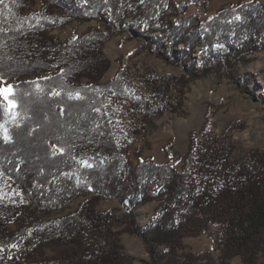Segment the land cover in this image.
Returning <instances> with one entry per match:
<instances>
[{"label":"trees","instance_id":"1","mask_svg":"<svg viewBox=\"0 0 264 264\" xmlns=\"http://www.w3.org/2000/svg\"><path fill=\"white\" fill-rule=\"evenodd\" d=\"M40 1L38 10L35 0L0 2V29L5 30L0 31V58L12 57L0 59V72L17 85L20 101L15 120L0 109V264L33 258L49 242H75L83 255L102 249L101 234L114 216L98 205L112 199L126 211L129 232L154 258L179 234V224L195 202L211 205L218 190L234 183L246 185L248 199L224 224L227 243L263 248L264 153L254 150L233 158V133L241 124L220 131L213 119L215 106L209 104L184 157L170 146L172 161L160 165L151 159L134 162L130 153L155 131L162 116L187 115L184 101L194 81L214 75L237 82L239 67L264 51V7L256 2L226 5L201 22L195 15L184 16L186 4L175 0H76L79 6L75 0ZM193 2L200 15L206 14L209 0ZM92 20L105 30L90 28L65 41L49 33ZM125 31L143 42L146 55L181 73L159 75L134 61L136 52L120 56L116 74L104 82L111 62L103 47ZM45 76L53 79H40L39 90L26 83ZM251 78L241 75L239 88L252 83ZM53 91L60 95H50ZM77 91L83 99H69L68 93ZM179 162L180 171L174 167ZM78 199L77 209L66 212ZM152 202L157 203L153 219L141 226L136 210ZM104 249L121 248L107 244Z\"/></svg>","mask_w":264,"mask_h":264},{"label":"rangeland","instance_id":"2","mask_svg":"<svg viewBox=\"0 0 264 264\" xmlns=\"http://www.w3.org/2000/svg\"><path fill=\"white\" fill-rule=\"evenodd\" d=\"M175 2L186 4L184 16L195 15L201 22H206L226 5L239 7L256 2L264 7V0H209L206 14L200 15L193 0ZM74 3L79 6L76 0ZM42 5L40 0H35L33 8L38 10ZM131 20V16L128 17L125 25L130 26ZM90 28L105 30L103 25L92 20L86 23L74 21L49 33L65 41L70 35L82 36ZM138 31L141 32L142 29ZM154 37H159V33L154 34ZM143 45L142 41L132 38L129 31L111 36L103 47L105 56L111 62L104 82L111 80L116 74L120 56H134L136 52L140 54L134 61L138 60L159 75L181 73L180 69L164 63L154 55H146L142 51ZM253 56L249 64L238 69L240 76L248 74L252 77V83L245 85L244 89L239 88L240 76L236 82L226 77L206 75L191 83L184 101L187 115H164L157 120L155 131L132 146V160L139 162L151 159L158 165L165 164L173 159L167 152L169 146L184 157L190 134L199 130L204 123L209 104L215 106L213 119L220 131H224L232 123L242 125L241 129L233 133L237 147L234 159L243 158L254 150L264 153V51ZM194 57L197 59L199 53ZM198 64L197 61L196 65ZM0 103L5 104L2 98ZM137 151H140V157H137ZM181 166L182 162H179L174 167L180 171ZM5 192L11 193L9 183ZM247 199L246 185L234 183L218 190L211 205L195 202L179 224V234L168 246L160 247L159 256L154 258L147 253L143 242L129 232L128 217L123 207L114 199L103 200L99 203L98 210L112 212L114 219L101 234L103 242L99 247L102 249L97 247L91 253L83 255L75 242H49L37 248L33 258L11 264H264V247L245 248L229 245L226 240L225 222L239 213V205ZM81 201L82 199H78L72 202L66 212L76 210ZM156 205V202H152L136 210L141 226H146L153 219ZM107 244L121 249L119 252H108L104 249Z\"/></svg>","mask_w":264,"mask_h":264},{"label":"snow or ice","instance_id":"3","mask_svg":"<svg viewBox=\"0 0 264 264\" xmlns=\"http://www.w3.org/2000/svg\"><path fill=\"white\" fill-rule=\"evenodd\" d=\"M0 2H2V0H0ZM0 31H5V30L0 29ZM4 58L9 59V60L12 59V57L8 56L7 54H5L4 57H2L0 59H4ZM62 73H63V69H61V74ZM40 79L52 80L53 77H51V76L38 77L37 81H28L26 83L35 84L37 90H39L40 85H39L38 81ZM16 88H17V85H13V84L8 83L7 80L5 79L4 73L0 72V98H2L6 104V107H5V105H0V109H2L4 112H6V114L13 120H15L17 118L18 108L20 107V101L17 99ZM50 95H57L58 96V95H60V92L53 91L50 93ZM68 97H69V99H77V100L83 99V97L81 96L79 91L75 92L74 94L69 92ZM97 111H98V109H97ZM0 128H3V125H0ZM4 139L5 140L9 139L6 128H4ZM53 147L56 148V146H53ZM57 150L59 151V153L61 155L64 154V149L62 147L57 148ZM81 163L85 167H91L92 166L87 161H81Z\"/></svg>","mask_w":264,"mask_h":264}]
</instances>
